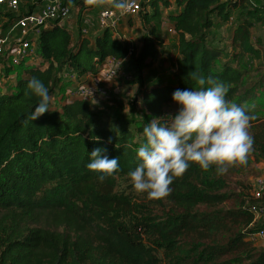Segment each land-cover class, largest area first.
<instances>
[{
  "label": "trees",
  "instance_id": "16d2710c",
  "mask_svg": "<svg viewBox=\"0 0 264 264\" xmlns=\"http://www.w3.org/2000/svg\"><path fill=\"white\" fill-rule=\"evenodd\" d=\"M47 1H29L21 14ZM83 11L81 6L78 20ZM138 15L150 24L140 47L110 27L94 38L80 30L74 39L57 19L39 37L40 63H22L19 70L4 67L6 76L15 71L18 76L14 86L0 84V264H264V246L256 239L264 231V184L256 196L255 183L247 180L261 172L256 164L264 161V119L251 104L244 105L264 90V77L259 84L244 85L248 68L242 67L248 55L261 58L264 53V43L253 35L264 22V5L252 0H142ZM6 16L5 31L20 15L9 11ZM164 17L174 24L178 54L171 80L147 87L145 70L153 67L164 45L155 24ZM223 22L233 25L236 49L233 59L225 61L212 31ZM109 57L128 60L145 106L143 123L132 127L127 121L118 129L96 123L93 101L87 98L50 109L64 72L99 76ZM193 72L229 86L226 99L252 117L253 149L245 164L231 166L223 175L215 166L205 171L191 163L174 179L169 196L150 200L144 193L136 201L120 189V180L130 181L128 173L138 164L136 132L143 134L153 118L167 121L164 108L174 102V91L197 86L190 79ZM33 77L49 89L51 100L49 111L31 121L39 98L25 91ZM114 101L124 106L122 100ZM95 148L107 149L103 154L109 159L119 158V171L103 181L86 167Z\"/></svg>",
  "mask_w": 264,
  "mask_h": 264
},
{
  "label": "clouds",
  "instance_id": "9594fccd",
  "mask_svg": "<svg viewBox=\"0 0 264 264\" xmlns=\"http://www.w3.org/2000/svg\"><path fill=\"white\" fill-rule=\"evenodd\" d=\"M106 2L121 12L132 7L130 0H84L87 6H103ZM197 85L191 90L177 89L172 99L180 108L169 120L153 118L143 128L145 141L135 149L137 166L128 173L137 193H146L150 200H160L171 194L170 185L182 177L191 163L207 171L215 166L218 175L229 167L246 163L254 140L249 134L252 117L245 107L226 99L229 86L193 72L190 77ZM91 93V90L88 89ZM25 95L39 98L30 115L31 121L49 111V89L36 77L26 86ZM92 95V93H91ZM87 97V96H86ZM85 97V98H86ZM96 103V101H94ZM91 151L86 167L99 174L103 181L119 171V158Z\"/></svg>",
  "mask_w": 264,
  "mask_h": 264
},
{
  "label": "rangeland",
  "instance_id": "374dc122",
  "mask_svg": "<svg viewBox=\"0 0 264 264\" xmlns=\"http://www.w3.org/2000/svg\"><path fill=\"white\" fill-rule=\"evenodd\" d=\"M64 1L70 5L71 12L69 17L61 23L69 27V29L72 31L74 39L77 38L80 30L82 31L83 36H90L92 38L97 35L95 32L98 34L102 32L103 28L99 24V15L102 9L106 7H112L111 3L106 2L103 6L92 7L85 5L84 0ZM252 1L254 2V0ZM81 6L84 7V11L88 8L91 10L87 11L86 14L82 15V18L78 20L77 13L79 12ZM148 9L150 10V8ZM162 9L164 13L168 12L167 8L163 7ZM8 12L9 11L4 8L0 9V32H2L1 35L4 36V38L7 36V32L10 29L8 28L6 31L3 30V25L5 24V21H7L6 14ZM233 13H235V11ZM155 25L158 28L159 36L163 40L164 45L158 49L156 56L157 59L154 66L145 71V83L147 87L158 84L161 81L171 80V72L174 67L173 61L178 54V35L174 29L173 23L164 17L161 23ZM149 28L150 24H148L144 18L137 14L131 17H122V19L119 21V24L115 26L114 32L116 36L121 37L124 40H132L140 47L142 45V38L144 34L148 32ZM212 31L215 37L214 42L224 49V55L222 56V59L224 61L233 59V54L236 51L235 47L232 46L231 40L233 34V25L226 22L218 23L217 27H214ZM16 32L17 34L19 33L18 31ZM253 35L255 38H260L264 43V22L259 23L254 27ZM253 41L256 42L255 39H253ZM244 65L248 68V70H246L244 85H249L254 81H257V84H259V81H261L260 79L264 77V53L261 58H255L248 55L244 60L242 67ZM19 68L20 66H17V70H19ZM16 78L17 75L14 74L5 76L0 73V84L3 88H9L15 85ZM62 79L63 85L60 90L56 92V97L54 100H52L50 109H54L58 103L78 98L76 89L79 85V82H69V79L71 78L68 76H64ZM94 79L99 80L98 77H91L90 81H93ZM133 79L134 75L129 70L128 60H126L121 64V69L118 73V76L108 79L107 81H101L100 85L103 90L98 93L95 100L92 102V110L94 113V118L97 121L96 123L118 129V127H121V125L127 121L132 127H135L136 121H138V124L144 122L145 106L142 102V96L138 93V85L133 83ZM263 91L258 93L259 96L257 98H253L250 102H245L246 104L244 105L251 104V107H254L256 110V114L264 119ZM115 98L122 100L124 106L122 107L115 101L113 102V99ZM94 101H96V103H94ZM132 103H135V105H132ZM179 108L180 106L176 102H170L166 104L163 117L166 120H169L171 116H174L178 112ZM135 141L143 143L144 135L136 132ZM256 167H258L261 171L260 175L257 173L250 174L247 177V180L250 183L254 182L256 184L258 177L264 178V161L257 163ZM233 181L237 180L233 179ZM120 189L124 190L127 194H129V196L139 202L141 197L144 195V193H137L134 190L131 180H120ZM256 239L259 240L260 245L264 246V235H259L256 237Z\"/></svg>",
  "mask_w": 264,
  "mask_h": 264
},
{
  "label": "built area",
  "instance_id": "2783aa9c",
  "mask_svg": "<svg viewBox=\"0 0 264 264\" xmlns=\"http://www.w3.org/2000/svg\"><path fill=\"white\" fill-rule=\"evenodd\" d=\"M29 1L33 2L34 0H0V9L4 8L8 11H15L20 15L8 30L5 38L1 35L2 32H0V73L3 75H5L2 72L5 66H11L17 70V66L22 65V63L26 66L40 63L41 57H39L37 47L43 28L50 26L57 19L64 21L69 17L71 12L70 5L64 0H48L45 4L37 7L35 11L21 14L22 5L29 3ZM130 2L132 7L125 12H121L114 7L102 9L99 15V24L101 27L103 29L108 27L114 29L122 17L137 15L142 9V0H130ZM16 31L19 33L17 34ZM126 60L109 57L101 70L103 73L102 78L111 79L118 76L121 64ZM17 73L15 71L11 75L18 76ZM63 75L68 76L72 81L79 82L76 89L79 98H85L87 96V99L93 101L98 93L103 90L100 85L101 81L97 79L90 81V78L94 77L93 75L78 78L77 74L72 71H66ZM87 87L91 90L92 95L88 92ZM263 184L264 178L258 177L254 190L256 196L261 195V187ZM259 235H264V231H261Z\"/></svg>",
  "mask_w": 264,
  "mask_h": 264
},
{
  "label": "crops",
  "instance_id": "0c3cea01",
  "mask_svg": "<svg viewBox=\"0 0 264 264\" xmlns=\"http://www.w3.org/2000/svg\"><path fill=\"white\" fill-rule=\"evenodd\" d=\"M174 1V0H173ZM254 2L255 3H257V4H261V5H264V0H254ZM89 10H91L90 8H88V9H86L84 12H83V15L84 14H86V12L87 11H89ZM78 14V13H77ZM92 26V25H91ZM173 26H174V24H173ZM71 31V30H70ZM72 32V31H71ZM95 34H98L97 32H95ZM88 37H90V36H88ZM90 38H92V37H90ZM107 59H109V58H107ZM106 63V62H105ZM155 64V63H154ZM154 66V65H153ZM174 68V67H173ZM146 71V70H145ZM102 75H103V73L102 72H100V74H99V76H94L95 78H99V80L98 81H107L108 79H104V78H102Z\"/></svg>",
  "mask_w": 264,
  "mask_h": 264
}]
</instances>
